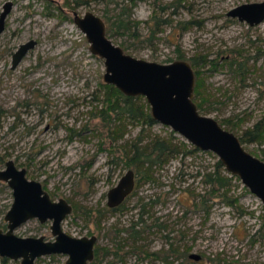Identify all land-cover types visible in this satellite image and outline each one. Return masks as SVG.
Masks as SVG:
<instances>
[{"label":"rangeland","instance_id":"rangeland-1","mask_svg":"<svg viewBox=\"0 0 264 264\" xmlns=\"http://www.w3.org/2000/svg\"><path fill=\"white\" fill-rule=\"evenodd\" d=\"M6 1L13 6L0 34V167L13 160L53 199L72 203L61 226L75 236L98 237L90 264H162L153 252L170 246L178 264H264L260 198L224 167L219 171L228 184L209 191L205 180L218 170V157L169 126L145 121L151 113L143 96L113 94L103 59L90 52L72 15L100 16L111 41L139 59L192 66L206 57L192 67L208 101L199 112L264 161V20L249 25L227 16L238 5L264 0H0V11ZM28 40L36 45L12 69L11 53ZM233 59L240 69L229 66ZM106 104L116 111L109 114ZM157 140L172 154H153L151 166L135 161L133 194L121 208L107 207L106 191L125 173L133 149L151 150ZM12 199L0 180V228H6ZM50 224L31 217L14 232L52 239ZM164 231L173 237L164 240ZM189 250L202 257L190 261ZM66 256L43 255L35 264H65ZM0 264L21 262L0 255Z\"/></svg>","mask_w":264,"mask_h":264},{"label":"water","instance_id":"water-1","mask_svg":"<svg viewBox=\"0 0 264 264\" xmlns=\"http://www.w3.org/2000/svg\"><path fill=\"white\" fill-rule=\"evenodd\" d=\"M9 6L7 3L0 15V30ZM227 16L249 25L259 24L264 20V1L238 5ZM74 22L89 42L90 52L103 59L105 83L126 96H143L154 121L169 126L194 147L213 152L227 172L238 175L260 198L264 208V161L249 153L234 132L199 112L193 101L195 74L190 63L184 60L158 63L126 54L106 36L103 20L92 12L76 15ZM34 45L35 40L19 45L13 54V67ZM0 180L7 183L13 196L4 214L6 229L0 228V255L20 258L21 264H33L35 257L52 253L66 254V264H87L91 260L95 236H74L62 229L61 222L71 211L65 198L51 199L42 183L28 178L26 170L16 167L12 160H7L0 169ZM133 184V172L129 169L108 191V203L116 205L122 201ZM31 217L41 222L51 219L54 239L14 233L16 227Z\"/></svg>","mask_w":264,"mask_h":264},{"label":"trees","instance_id":"trees-1","mask_svg":"<svg viewBox=\"0 0 264 264\" xmlns=\"http://www.w3.org/2000/svg\"><path fill=\"white\" fill-rule=\"evenodd\" d=\"M134 1L135 0H131L132 3H134ZM205 58L206 57H204L203 55L196 58V61H194L195 63L192 64V67H200V66L204 65L207 62V60ZM229 66L230 67H236L237 70L241 68V64L237 63L235 59H233L229 63ZM244 67L245 66L242 67V70L244 69ZM199 73L200 72L197 69L196 70L197 80H196L195 87H194L193 101L195 102L198 110L200 111L204 108V105L208 101L204 97V91H203V89L205 90L204 82L199 78ZM106 86H108L109 88H111V90H113V94L121 95L122 92L119 91L115 86H113L111 84H107ZM122 95H123V93H122ZM123 96L125 99L133 98L132 96H126V95H123ZM137 97L141 98V96H137ZM107 108H108V110H110V112H108L109 114H111V113L113 114V112L116 111V109L110 108L108 105H107ZM129 116H131L132 119H136V120H139V118H140V117H135L133 114L132 115L129 114ZM147 116H148V118H147V120L145 119V121L150 122V123L154 121L149 113L147 114ZM247 135H249V134L247 132H244V136H247ZM240 140H241V138H240ZM165 146H167V147H165ZM169 149L170 148L168 147V145L165 144V142L161 141V140L154 141L151 150H147L146 148H141V147H135V149H133L134 156L131 155L129 157V159H128L129 162H128L127 166L130 167L131 165H133V163L135 161L141 163V165L149 163L151 166L154 162H156V160H151V158H150L153 154H156L157 157H160V156L165 155V154H172V152L169 151ZM146 151H149V153H147ZM166 151H169V152L166 153ZM137 156H138V158H135ZM221 168H223V165L221 164L220 161H218V163H217V169L218 170H216L215 172H213L211 174H207L205 181L210 184L209 191H211V192L213 190H215L216 188H218L219 185L225 186L229 182V178L227 176L220 174L219 169H221Z\"/></svg>","mask_w":264,"mask_h":264},{"label":"flooded vegetation","instance_id":"flooded-vegetation-1","mask_svg":"<svg viewBox=\"0 0 264 264\" xmlns=\"http://www.w3.org/2000/svg\"><path fill=\"white\" fill-rule=\"evenodd\" d=\"M7 3H10V6H9V9H8V12H7V14L5 15V17H4V20H3V22H2V29L0 30V34L4 31V29H5V21H6V17H7V15L9 14V12L11 11V9H12V6H13V3L11 2V1H6V2H4V4L2 5V9H1V11H0V15H1V13L4 11V6L7 4ZM72 15H73V21H74V17L77 15V16H82L83 14H79L77 11H72ZM96 15V14H95ZM98 16V15H97ZM100 17V16H99ZM101 18V17H100ZM102 19V18H101ZM103 20V19H102ZM103 22H104V20H103ZM75 23V22H74ZM76 25V24H75ZM104 25H105V22H104ZM77 26V25H76ZM81 31V30H80ZM105 34H106V36L108 37V35H107V31H106V25H105ZM109 38V37H108ZM29 41V40H28ZM27 42V41H26ZM25 43V42H24ZM21 44H23V43H21ZM21 44H19V45H21ZM35 45H36V41H35ZM34 45V46H35ZM19 47V46H18ZM18 47L11 53V68L12 69H14L17 65H18V63L23 59V57L27 54H25L22 58H21V60L17 63V65L15 66V67H13V63H12V60H13V54L16 52V50L18 49ZM29 51V50H28ZM13 161V160H12ZM14 162V161H13ZM6 163V162H5ZM14 165H15V163H14ZM16 166V165H15ZM124 166L126 167V171L127 170H132L129 166H127V164L125 163L124 164ZM5 167V165L3 166V167H0V169H2V168H4ZM17 167V166H16ZM19 168V167H18ZM125 171V172H126ZM132 172H133V179H134V184H133V187H132V189L130 190V192L128 193V194H126L125 195V197L122 199V201H120L118 204H116V205H110L109 203H108V191L110 190V188L113 186H111V187H109V189L106 191V205H107V207H109V208H111V209H119V208H121L122 207V203L123 202H125L126 201V199L130 196V195H132L133 194V192H134V190H135V188H136V184H137V182H136V176H135V173H134V171L132 170ZM26 176H27V174H26ZM28 177V176H27ZM29 178V177H28ZM120 178V177H119ZM30 179H34V178H30ZM37 180V179H36ZM118 181V180H117ZM5 182V181H4ZM41 182V181H40ZM6 183V182H5ZM7 184V183H6ZM116 184V183H115ZM43 186V185H42ZM43 188H44V186H43ZM12 191V190H11ZM49 194V193H48ZM49 196H50V194H49ZM51 197V196H50ZM64 198V197H63ZM51 199H53L52 197H51ZM66 199V198H65ZM53 200H55V199H53ZM67 200V199H66ZM68 201V200H67ZM69 203H70V205H71V211H72V209H73V205H72V203L70 202V201H68ZM141 208V213H143L144 211H145V205H144V203H142L141 204V206H140ZM70 211V212H71ZM69 212V213H70ZM97 213V212H96ZM98 214V213H97ZM67 215V214H66ZM65 218V217H64ZM141 221H144V219H141ZM62 223V222H61ZM140 223H142V222H140ZM158 227H168L167 225H161V224H158L157 225ZM140 227H149V226H147V225H143V226H140ZM169 227H172L171 225L169 226ZM1 229H3V228H1ZM6 229V228H5ZM5 229H3V230H5ZM51 229V228H50ZM63 229V228H62ZM164 229V228H163ZM64 230V229H63ZM65 231V230H64ZM137 232H139L140 230H136ZM66 232V231H65ZM172 232L173 231H171V233H166L165 231H164V235H163V238H164V240L166 239V241H167V238H169V236L171 237H173V235H171L172 234ZM15 233V232H14ZM51 233H52V231H51ZM66 233H68V232H66ZM68 234H70V233H68ZM18 235V234H17ZM70 235H72V234H70ZM91 235H94L95 236V241H94V244H93V257L91 258V260H89L88 262H87V264H90L91 262H92V260H93V258L96 256V254H97V248H98V244H97V236L95 235V234H89V235H86V236H91ZM20 236H22V235H20ZM29 236H34V235H29ZM38 236H43L44 237V239H46V240H53L54 239V234L52 233V239H47L44 235H38ZM75 236V235H74ZM81 236H84V235H81ZM131 237H133V236H131ZM169 240H171V239H169ZM168 245V244H167ZM169 245H171V242L169 243ZM107 253H110V254H113V253H115L114 251H111V249L110 248H107ZM154 255L155 254H157L156 255V257H154L155 259H157V260H159V261H161V263L162 264H178V263H175L174 261L176 260V252H175V248L174 247H172V246H170L169 247V249H166V248H164V249H161V248H159L157 251L155 250L154 252ZM186 253V252H185ZM191 253H195V254H197L198 256L196 257V258H194V257H191L190 256V254ZM64 254V253H63ZM66 255V254H65ZM186 255L189 257V259H190V261H192V260H198V259H200L201 257H202V253H196V252H191L190 250L189 251H187V253H186ZM2 256V255H1ZM41 256H43V255H41ZM3 257H8V256H3ZM40 256H37V257H35V259H34V261H33V264H35V260L37 259V258H39ZM67 257V256H66ZM10 258V257H9ZM17 259H20V258H17ZM65 261H66V259H65ZM20 262H21V260H20ZM66 264V263H65Z\"/></svg>","mask_w":264,"mask_h":264}]
</instances>
